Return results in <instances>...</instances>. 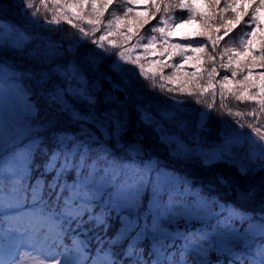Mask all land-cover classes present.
I'll use <instances>...</instances> for the list:
<instances>
[{"label": "snow or ice", "instance_id": "6c2138e0", "mask_svg": "<svg viewBox=\"0 0 264 264\" xmlns=\"http://www.w3.org/2000/svg\"><path fill=\"white\" fill-rule=\"evenodd\" d=\"M198 2L0 0V264H264V0Z\"/></svg>", "mask_w": 264, "mask_h": 264}, {"label": "trees", "instance_id": "16d2710c", "mask_svg": "<svg viewBox=\"0 0 264 264\" xmlns=\"http://www.w3.org/2000/svg\"><path fill=\"white\" fill-rule=\"evenodd\" d=\"M196 7H197V9L198 10H200V11H207V9H206V7H205V5H204V3H203V0H199V2L196 4ZM149 23H152V21H150ZM191 23H195V25H196V28H195V32L194 33H196V32H198V31H200L201 30V24L198 22V21H193V22H191ZM63 27L64 28H66L67 29V25H63ZM147 26H145V28H146ZM240 27V25H237L236 26V28H239ZM236 29H234L233 31H235ZM68 31H71L70 29H68ZM145 35H147V32L144 30V29H142L141 30ZM231 35V34H230ZM104 87H105V89H107L108 88V85L107 84H105L104 85ZM145 94H146V96L147 97H149L150 99H153L154 100V103L155 102H157V103H163L164 101H163V97H160V96H158V95H156V94H154V93H152V92H148V91H146L145 90ZM117 95H120V94H117ZM173 95H176L175 93H173ZM179 99H186L185 97H178ZM120 99H123V96L122 95H120ZM207 100H208V102H211V98L209 97V98H207ZM170 103V102H169ZM216 104H217V107H219V98H217V100H216V102H215ZM231 104L233 105V106H235V109L234 110H232V111H241V112H246L247 110H248V108L247 107H245V105L244 104H239V105H237L236 104V102L235 101H232L231 102ZM231 104L229 103L228 104V106H229V108H231L232 109V106H231ZM193 107H195V105H193ZM218 117H219V115H217ZM140 123L141 122H139V120H138V114H133V116H132V120H131V124H130V127H131V129H132V136L134 135L135 137H140V139L141 140H144V141H146L149 145H151V147L150 148H148L146 151H148L147 152V155H155V156H157L158 158H160V159H162V160H164L165 158H166V156H167V150H166V148L164 147V145H162L159 141H157V140H154L153 138V134L150 132V131H148V128L145 126V125H143L142 123V126L140 125ZM141 126V127H140ZM132 136L130 137L129 136V139L131 140V141H134L133 140V138H132ZM126 140H128V138H126ZM129 141V140H128ZM94 243V242H93Z\"/></svg>", "mask_w": 264, "mask_h": 264}, {"label": "rangeland", "instance_id": "374dc122", "mask_svg": "<svg viewBox=\"0 0 264 264\" xmlns=\"http://www.w3.org/2000/svg\"><path fill=\"white\" fill-rule=\"evenodd\" d=\"M262 17H263L262 20H264V15ZM62 27H63V25H62ZM195 28H196L195 23L185 24L182 28H177L176 29V35L177 36H184V35H186V36L192 37L193 34H194V32H195ZM226 103H227V101H226ZM228 104L229 103H227V107L229 108ZM231 106H232V110H234L235 109V106H233L232 104H231ZM142 124L140 123L141 126H142ZM146 127L148 128V131H150L153 134V137H154L153 139L160 142V140H159V134L154 131V127H152V126H146ZM211 128L213 130L212 131V135H213V137H215L216 136V133L223 128L222 118L220 116L219 117L217 115L214 116V119H213V121L211 123ZM129 136L130 137L132 136V129H131V127H129L128 133L125 134V138H128V140H129V141L128 140L127 141L128 142H134V141H137V140H141L140 137H135L133 135L132 138H133L134 141H131L129 139ZM147 152L148 151H146V153Z\"/></svg>", "mask_w": 264, "mask_h": 264}]
</instances>
